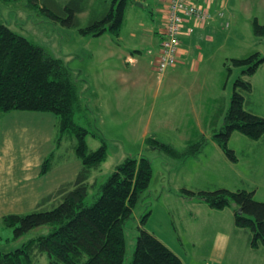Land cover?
Here are the masks:
<instances>
[{
    "label": "rangeland",
    "instance_id": "rangeland-1",
    "mask_svg": "<svg viewBox=\"0 0 264 264\" xmlns=\"http://www.w3.org/2000/svg\"><path fill=\"white\" fill-rule=\"evenodd\" d=\"M47 1L50 2L0 0V23L61 60L77 80L84 98L92 94L95 97L89 104L93 113L74 116V123L89 131L85 143L90 150L99 148L101 138L106 144V158L92 170L89 178L90 182L96 181V186L89 188L86 204L94 202L99 195L98 186L126 156H143L151 163L149 187L139 194L131 218L123 226V264H131L139 225L153 233L183 264H218L211 258L218 241L223 244L224 252L220 264H264V247L252 249L250 232L234 226L233 207L215 210L182 191L252 190L253 199L264 202V136L253 140L234 131L227 148L233 151L235 161L229 159L213 139L221 130L233 82L243 70L231 67L230 60L254 51L264 58V37H257L252 31L254 19L264 24V0H232L236 4L230 13L226 9L229 27L222 28L220 21L217 33H213L215 42L202 45L205 60L198 77L202 88L191 101L176 86L172 90L165 84L158 85L161 75H157L152 66L158 52L152 54L157 51L156 46L143 33L159 19L154 0H139L143 5L140 8L129 5L117 38L109 31L96 36L82 35L77 28L67 27L61 21L67 16L64 8L70 0ZM79 1L85 6V10L77 14L79 28L104 15L109 3V0L106 3L104 0ZM163 21L161 15L159 27ZM127 54L135 58V63L124 62ZM251 85L253 90L246 109L264 117V64L251 77ZM57 121L55 116V127L43 125L40 129V144H36V148L41 152L49 141L45 137L55 130L52 142L55 144L60 136ZM31 132L33 135L34 131ZM146 138L170 145L178 153L190 150L191 146H198L200 150L195 156L171 157L147 145ZM25 139L26 151L34 149L29 136ZM75 147L73 134L63 133L54 156L56 181H69L77 173L80 162L75 156ZM56 203L41 208L51 209ZM37 207L38 204H16L14 212L6 215L26 214ZM143 216L147 217L141 225ZM46 230L37 227L14 239L13 228L0 222V252L12 251ZM47 262L45 253H37L33 264Z\"/></svg>",
    "mask_w": 264,
    "mask_h": 264
},
{
    "label": "trees",
    "instance_id": "trees-1",
    "mask_svg": "<svg viewBox=\"0 0 264 264\" xmlns=\"http://www.w3.org/2000/svg\"><path fill=\"white\" fill-rule=\"evenodd\" d=\"M29 1L35 3L38 0ZM49 2L46 0V3ZM132 3L133 0H109L104 15L79 28L77 14L85 10V6L79 0H70L64 8L67 16L61 21L67 27L77 28L82 35L96 36L109 31L117 38L125 21L126 9ZM252 28L255 36L264 37V24L254 19ZM230 62L231 67H242L243 70L233 82L232 96L221 130L213 135V139L223 153L235 161L233 151L227 148L234 131L253 140L264 136V117L246 109V101L253 90L251 77L264 64V58L254 51L244 57L232 58ZM226 70L228 74L231 73L228 66ZM94 98L93 94L88 99L84 98L77 80L61 60L0 23V118L6 113L18 111L53 114L58 120L60 132L56 147L60 145L63 133H72L76 139L75 156L81 164L75 178L49 193L36 210L0 218L5 227L13 228L14 239L37 227L47 229L12 251L0 252V264H33L37 253L47 255V264H123V226L131 218L139 194L149 187L152 168L150 161L143 156H126L106 181L98 186L99 195L94 202L86 204L89 188L96 186V181L90 183L89 178L92 170L105 160L106 144L101 138L99 148L90 150L85 143L89 131L75 124L74 116L76 113L84 116L93 113L89 104ZM91 134L99 137L96 133ZM145 143L177 158L181 155L195 156L200 150L198 146H191L190 150L178 153L170 145L154 138H146ZM56 150L44 159L42 174L56 166ZM182 191L215 210L233 207L234 226L250 232V247H264V202L253 199L254 191L223 188ZM52 202L58 204L47 210L41 208ZM146 217L141 218V225ZM137 230L131 264H183L153 233L140 225Z\"/></svg>",
    "mask_w": 264,
    "mask_h": 264
},
{
    "label": "crops",
    "instance_id": "crops-1",
    "mask_svg": "<svg viewBox=\"0 0 264 264\" xmlns=\"http://www.w3.org/2000/svg\"><path fill=\"white\" fill-rule=\"evenodd\" d=\"M133 1L134 3L130 4V6L132 5L137 8L143 6L135 5V3H139V0ZM154 4L155 13L159 19H157L156 23L152 25L151 28L149 27L143 32L145 36L150 37L151 44L156 46L157 51L152 50V52L156 51L152 54L158 52L160 41L158 33L159 22L166 7V1L154 0ZM235 4L234 1L228 3L227 11L229 13L231 7ZM218 5L219 4H214L211 7L212 17L208 24L196 26L190 35L181 36L177 64L159 76L157 80L158 85L165 84L168 89L171 88L172 90L175 88L173 86H176L178 91L181 93L182 90L183 94H185L190 101L192 100L191 98H194L201 92L202 84L201 79L198 77L201 73L200 65L203 64L205 60L202 54V45L204 43L215 42L213 33H217L216 29L219 28L221 21L215 16V10H217ZM130 6L128 5L126 13ZM185 26L190 27L191 23L187 22ZM132 36H134V34H132ZM124 62L135 63V58L127 54L124 57ZM179 69L181 70V74ZM179 75H181V78H184L182 82L181 78L178 79ZM179 84H181V86ZM154 90L156 91L157 89L154 88ZM193 111L195 110L193 109ZM43 119H46L45 123H43ZM100 120L101 118L99 121ZM54 122L55 116H53V114L39 112H9L0 118V218L8 213L14 212L13 208L16 204L41 203V201L58 186L73 180L77 175L81 164H77V169L75 170L77 173L74 171L75 176L69 181L62 180L58 182L55 180L54 171L56 170V166L48 170L45 174L41 173L44 159L56 148V145L52 143L55 130L51 135L49 134L45 137L48 138L49 141L47 144L44 142L46 148L43 152L36 148V144H40V129L43 128V125H52L55 127ZM27 130L30 132H27ZM31 130L34 131L33 135H31ZM26 136L30 138V145L33 144L35 147L29 151H26ZM65 172L66 171H63V173ZM223 253V244L219 241L216 242L214 250L211 253V258L220 264Z\"/></svg>",
    "mask_w": 264,
    "mask_h": 264
},
{
    "label": "built area",
    "instance_id": "built-area-1",
    "mask_svg": "<svg viewBox=\"0 0 264 264\" xmlns=\"http://www.w3.org/2000/svg\"><path fill=\"white\" fill-rule=\"evenodd\" d=\"M166 7L162 14L163 24H160L158 33L161 40L158 53L152 63L157 75H162L168 68L177 64L180 38L190 35L194 27L207 24L211 19V6L219 4L216 17L223 20V27L229 23L225 20V7L231 0H165ZM187 22L191 23L186 27ZM185 28V29H184Z\"/></svg>",
    "mask_w": 264,
    "mask_h": 264
},
{
    "label": "water",
    "instance_id": "water-1",
    "mask_svg": "<svg viewBox=\"0 0 264 264\" xmlns=\"http://www.w3.org/2000/svg\"><path fill=\"white\" fill-rule=\"evenodd\" d=\"M135 5L141 6V3H135ZM238 212H240V210H238Z\"/></svg>",
    "mask_w": 264,
    "mask_h": 264
}]
</instances>
